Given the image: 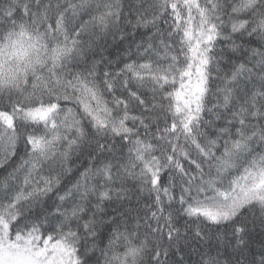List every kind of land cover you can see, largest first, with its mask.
Segmentation results:
<instances>
[{
  "label": "snow or ice",
  "instance_id": "6c2138e0",
  "mask_svg": "<svg viewBox=\"0 0 264 264\" xmlns=\"http://www.w3.org/2000/svg\"><path fill=\"white\" fill-rule=\"evenodd\" d=\"M0 264H264V0H0Z\"/></svg>",
  "mask_w": 264,
  "mask_h": 264
}]
</instances>
